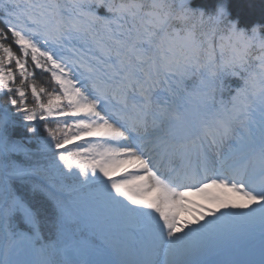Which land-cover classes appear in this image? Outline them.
Returning <instances> with one entry per match:
<instances>
[{
    "label": "snow or ice",
    "instance_id": "snow-or-ice-1",
    "mask_svg": "<svg viewBox=\"0 0 264 264\" xmlns=\"http://www.w3.org/2000/svg\"><path fill=\"white\" fill-rule=\"evenodd\" d=\"M187 5L0 0V264H264V26Z\"/></svg>",
    "mask_w": 264,
    "mask_h": 264
},
{
    "label": "trees",
    "instance_id": "trees-1",
    "mask_svg": "<svg viewBox=\"0 0 264 264\" xmlns=\"http://www.w3.org/2000/svg\"><path fill=\"white\" fill-rule=\"evenodd\" d=\"M170 3L179 4L181 2L188 4V8L192 11L203 12L207 18V15H214L218 8L224 7L227 13V20L229 22H236L237 29H244L250 31L254 25L264 26V0H169ZM97 15L102 17H109L110 13L101 6H93ZM222 31V29H221ZM264 36V31L261 32ZM217 43H219V37L217 36ZM219 55V53L217 54ZM47 74L36 72L37 83L41 86L51 89L52 85L49 80L46 79ZM224 92L223 95L228 97L237 87L240 86V81L233 76L223 77ZM28 101L31 105V95H28ZM7 103V97H0V107H3ZM19 120V116L16 117ZM49 126L52 129L56 128L55 123H50ZM17 137H26L28 134L23 129L17 128L15 130ZM39 135L46 136L43 131V125H39ZM32 147L33 145H28Z\"/></svg>",
    "mask_w": 264,
    "mask_h": 264
},
{
    "label": "rangeland",
    "instance_id": "rangeland-1",
    "mask_svg": "<svg viewBox=\"0 0 264 264\" xmlns=\"http://www.w3.org/2000/svg\"><path fill=\"white\" fill-rule=\"evenodd\" d=\"M218 53H219V50H217V54ZM259 244H260V237H259V232L257 231L254 237H244V238H241L240 241L238 240L236 242L235 251L242 254L245 250H249L250 245H254L256 251L258 252ZM226 258H231V257H226ZM161 259H163L162 256H161Z\"/></svg>",
    "mask_w": 264,
    "mask_h": 264
},
{
    "label": "clouds",
    "instance_id": "clouds-1",
    "mask_svg": "<svg viewBox=\"0 0 264 264\" xmlns=\"http://www.w3.org/2000/svg\"><path fill=\"white\" fill-rule=\"evenodd\" d=\"M232 23H234V24H236V22H232ZM259 27V25H254L253 26V28H258ZM239 31H242V32H248V31H246V30H244V29H239ZM251 31V30H250Z\"/></svg>",
    "mask_w": 264,
    "mask_h": 264
},
{
    "label": "bare ground",
    "instance_id": "bare-ground-1",
    "mask_svg": "<svg viewBox=\"0 0 264 264\" xmlns=\"http://www.w3.org/2000/svg\"><path fill=\"white\" fill-rule=\"evenodd\" d=\"M240 240H241V239H240ZM240 240H239V241H240ZM226 257H229V256H227V255H222V256L217 257V258L224 259V258H226Z\"/></svg>",
    "mask_w": 264,
    "mask_h": 264
}]
</instances>
